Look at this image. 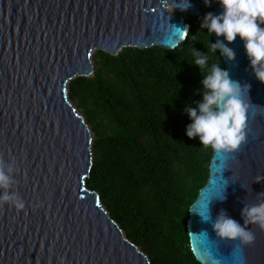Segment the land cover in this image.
I'll return each instance as SVG.
<instances>
[{
  "label": "water",
  "instance_id": "water-1",
  "mask_svg": "<svg viewBox=\"0 0 264 264\" xmlns=\"http://www.w3.org/2000/svg\"><path fill=\"white\" fill-rule=\"evenodd\" d=\"M0 0V159L13 178L22 210L0 207V264H151L87 188L94 172L93 132L69 98L68 86L95 74L94 51H174L190 26L171 9L202 15L205 0ZM214 14L222 7L210 0ZM214 41L223 37L212 34ZM221 52L230 77L250 85L246 143L233 154L213 150L206 185L190 208L188 232L198 262L264 264V229L250 224L252 243L216 237L197 212L209 204L242 226L241 211L264 202V83L254 75L243 42ZM172 45H175L173 48ZM207 231V235L203 233Z\"/></svg>",
  "mask_w": 264,
  "mask_h": 264
},
{
  "label": "trees",
  "instance_id": "trees-1",
  "mask_svg": "<svg viewBox=\"0 0 264 264\" xmlns=\"http://www.w3.org/2000/svg\"><path fill=\"white\" fill-rule=\"evenodd\" d=\"M202 15L189 17L188 35L174 51H97L95 74L68 86L69 98L93 134L94 172L87 188L151 264H201L190 243V208L206 185L213 149L188 138L185 109L202 101V76L191 64L206 54ZM226 69L220 51L209 64Z\"/></svg>",
  "mask_w": 264,
  "mask_h": 264
},
{
  "label": "clouds",
  "instance_id": "clouds-1",
  "mask_svg": "<svg viewBox=\"0 0 264 264\" xmlns=\"http://www.w3.org/2000/svg\"><path fill=\"white\" fill-rule=\"evenodd\" d=\"M165 7L171 8L167 0H162ZM210 0H205L208 5ZM222 7L220 14L208 12L202 20L201 30L207 29V35L214 33L223 37V41L215 43L209 40L206 54L192 49L193 64L202 76V101L192 106L188 104L185 111L191 120L186 127L188 138H198L203 146H210L216 152L233 154L246 143V119L249 105L243 100L245 92H249L250 85H242L233 80L227 70L219 63L209 61L213 54L219 50L229 60L234 59V50L228 44L234 42L239 36L243 42L245 53L249 59L250 67L255 77L264 83V0H218ZM190 7L187 0V6ZM174 9H172L173 11ZM178 31L184 32L181 39L186 38L187 28ZM174 48L175 45H172ZM4 167L0 159V207L9 205L17 210L25 207V202L15 192L11 191L13 178ZM261 179L258 178L257 182ZM203 222H212L216 237L222 240L239 241L240 249L253 242L254 234L248 227L250 224L258 225L264 229V202L245 207L241 211L244 219L243 226L236 220L221 212L212 221L209 204L203 212H197ZM207 235V231H203ZM210 264H220L216 259L210 258ZM236 264H243L242 258H237Z\"/></svg>",
  "mask_w": 264,
  "mask_h": 264
},
{
  "label": "rangeland",
  "instance_id": "rangeland-1",
  "mask_svg": "<svg viewBox=\"0 0 264 264\" xmlns=\"http://www.w3.org/2000/svg\"><path fill=\"white\" fill-rule=\"evenodd\" d=\"M205 6H209V5H204V6H202V8H204ZM171 12H172L173 14L183 16L186 20H188L189 17H190V16H189L187 13H185V12H178V11H176V10H173V11H172V9H171ZM96 55H97V51H94V53H93L92 56H91V59H92V61H93V63H94V68H95V70H96V66H95ZM79 113H80V112H79ZM93 140H94V134H93Z\"/></svg>",
  "mask_w": 264,
  "mask_h": 264
}]
</instances>
